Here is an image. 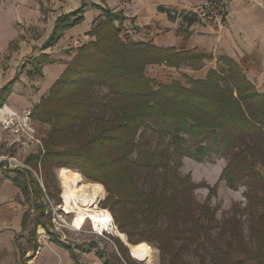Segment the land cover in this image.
I'll return each mask as SVG.
<instances>
[{"label":"trees","instance_id":"16d2710c","mask_svg":"<svg viewBox=\"0 0 264 264\" xmlns=\"http://www.w3.org/2000/svg\"><path fill=\"white\" fill-rule=\"evenodd\" d=\"M86 7L81 2L56 17L40 48L52 47L68 27L81 23ZM101 10L87 33L94 39L76 49L46 96L31 108L33 118L51 124V129L43 150L25 158L30 168L14 170L12 181L32 202L35 224L41 225L44 212L38 178L48 191L47 177L55 169L74 168L103 184L101 205L111 211L128 243L154 244L168 254L164 264H189L185 253L191 245L205 248V241L209 264H264V175L258 169L264 168V93L225 56H219L217 66L203 78L182 75L187 84L148 77L149 65L187 64L194 69L209 56L134 41L115 24L123 22L122 15ZM51 62L48 54L40 53L31 60L28 74H41V65ZM11 83L0 89V107ZM213 156L226 162L218 180L231 190L244 187V209L234 204L221 223L215 217L217 208L209 204L217 184L206 185L208 195L199 203L192 192L197 185L189 175L179 174L183 158L202 162ZM244 213L249 237L256 241L253 248L242 233ZM49 238L77 264L74 247ZM87 247L89 252L94 246ZM118 253L125 263L130 261L121 243ZM98 257L103 264H121L103 253Z\"/></svg>","mask_w":264,"mask_h":264},{"label":"crops","instance_id":"0c3cea01","mask_svg":"<svg viewBox=\"0 0 264 264\" xmlns=\"http://www.w3.org/2000/svg\"><path fill=\"white\" fill-rule=\"evenodd\" d=\"M202 1L0 0V89L12 82L11 91L1 108L21 113L31 110L46 96L76 54V49L94 39L87 33L95 19L102 15L101 8L122 15L123 22L115 21V24L119 25L122 34L134 41H148L163 48L173 47L176 51H202L209 56L203 65L194 69L187 65H149L145 70L148 77L161 81L167 78L165 74L175 70L200 79L205 77L208 69L217 66L219 56H225L235 60L257 91L264 93V0H256V3L229 1L227 25L220 31L203 24L195 16V8ZM81 2L87 6L81 23L68 27L52 47L41 49L56 17L75 10ZM52 3L72 4V7L49 20L51 24L38 39L24 37V27L37 26L46 17L44 9ZM96 5L100 8H95ZM64 49L68 52H62ZM40 53L48 54L52 62L41 65V74L29 75L31 60ZM25 142L29 143L28 137L11 133L0 125V157L9 160H0V264H73L68 250L57 245L48 235L40 240L34 238L33 227L27 225L29 201L12 181L14 170L29 167L16 165L24 162L26 153L33 152V145L30 147ZM11 146L17 149L11 152Z\"/></svg>","mask_w":264,"mask_h":264},{"label":"rangeland","instance_id":"374dc122","mask_svg":"<svg viewBox=\"0 0 264 264\" xmlns=\"http://www.w3.org/2000/svg\"><path fill=\"white\" fill-rule=\"evenodd\" d=\"M69 7H72V4L60 5L59 3H57L56 5H54V3H52V6H47V8L44 9V15H46V17H44V19H42V21H40V23H38L37 26L34 25V26L24 27V32H25L24 37L38 39V36L44 34L46 29L49 27V24H51L49 20H52V18L56 14L66 10V8ZM62 52L67 53L68 50L64 49L62 50ZM203 62L199 65V67L203 65ZM182 75L183 74L180 71L175 72L174 70L169 74H165L167 78L161 80L160 82L168 83L172 79H178L182 83L187 84L186 79L183 78ZM30 124H32L33 127V134H32V138L27 136L29 139V143L25 142L26 143L25 145L29 144L30 147H32L33 145V152L36 153L38 151L43 150V140L47 138L48 132L51 129V124L43 123V122L40 123L36 119H34L32 115L30 116ZM12 148H10L11 152L17 149V147L15 146ZM0 160L7 161L8 159H1L0 157ZM181 163L182 165L179 168L180 176L182 177L185 175H189L190 180L197 185L192 190L193 197L197 202L202 203L206 198V196L208 195V187L206 185L212 186L215 183L217 184L215 189V194L211 197L209 204L210 206L217 208L215 217L216 220L219 221V223L223 221L222 219L229 216V214L231 213V208L233 207L234 204L239 206L240 209H244L245 207L244 187H239L237 189L231 190L225 185L223 180H218V175L220 174V171L226 164L224 158L219 156L217 157L213 156L211 158L202 160V162H196L189 157L188 158L185 157L181 160ZM22 164H24L22 161H20V163H16L17 167H22ZM64 168L65 167L55 169L52 172V174H50L47 177V182H49L48 191L45 190V188L43 187L42 179L40 177L38 178V181L40 182V185L42 187L41 204L44 212H43V218L40 219L41 225L37 226L35 224L37 218V212L33 210L34 208L32 207V202H29L30 213H29V217H28L29 219L27 225L28 227H34V231L32 232L34 238L36 237L37 239L40 240L48 235V236L56 237L57 239L60 240H64L72 247H74L75 249L74 252L78 259L77 264H103V260L98 257V255L102 253L105 254V257L111 261H115L119 259L121 264H164L167 261V259L169 258L168 254H161L154 244L146 241H141V242H144L151 247V250L153 252L152 262L144 263L136 260L135 258H132L131 254L128 253V246L124 244V241H122V239L116 237L112 233H108L107 231H103L102 233L98 232L97 230L94 229L93 225L89 220H85L84 223H82L81 228L71 227L70 224L73 219V213H66L62 209L63 196H62V182H60V173L62 171H67L66 169H68L71 173L73 171H78V170L74 168L72 169L70 168L64 169ZM258 169L260 173L264 175V168L259 167ZM32 172L33 175H36L34 171ZM77 174L79 175L80 180L83 182H87V181L95 182L87 178H84L80 172ZM101 195H102L101 198L96 202V207L101 210L102 209L108 210L109 213L111 214V211L107 207H103V205H101L103 199L106 196L104 186ZM55 196L59 197V201L55 199ZM240 220L242 223V227H241L242 233L249 242L248 244L251 246V248H253L254 246H256V241L254 239H251L247 232L248 220L246 213L240 216ZM162 221L166 222L164 219ZM112 223L114 224L113 217H112ZM114 226L116 227V224H114ZM212 234L216 236L215 235L216 230H214ZM120 243L126 248V255L130 260L127 261L128 263H125L120 253H118V245H120ZM89 245L91 247L92 246L94 247H92V250L87 252L84 249V246L89 247ZM207 247H209L207 241H205V248L196 249L194 248V245H191L188 252L185 253L184 259L189 264H209L208 255L206 251Z\"/></svg>","mask_w":264,"mask_h":264},{"label":"bare ground","instance_id":"6f19581e","mask_svg":"<svg viewBox=\"0 0 264 264\" xmlns=\"http://www.w3.org/2000/svg\"><path fill=\"white\" fill-rule=\"evenodd\" d=\"M60 182H62V209L66 213H73L71 227L81 228L82 223L89 220L98 232L107 231L126 243L125 235L112 223L109 211L96 207V202L102 196V184L90 181L83 182L77 173L68 171L60 173ZM126 244L132 258L144 263L152 262L153 252L148 244L144 242Z\"/></svg>","mask_w":264,"mask_h":264},{"label":"built area","instance_id":"2783aa9c","mask_svg":"<svg viewBox=\"0 0 264 264\" xmlns=\"http://www.w3.org/2000/svg\"><path fill=\"white\" fill-rule=\"evenodd\" d=\"M231 0H204L195 8V16L203 24L216 30H224L227 25V4ZM256 3V0H246ZM31 110L21 113L4 110L0 107V125L11 133L32 138L33 127L30 124Z\"/></svg>","mask_w":264,"mask_h":264},{"label":"water","instance_id":"95a60500","mask_svg":"<svg viewBox=\"0 0 264 264\" xmlns=\"http://www.w3.org/2000/svg\"><path fill=\"white\" fill-rule=\"evenodd\" d=\"M126 243H128V242L126 241ZM126 243H124V244H126ZM126 245H127V244H126ZM128 253L131 254V252L129 251V249H128Z\"/></svg>","mask_w":264,"mask_h":264}]
</instances>
